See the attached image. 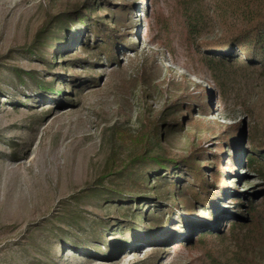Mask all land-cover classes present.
<instances>
[{
    "label": "rangeland",
    "instance_id": "1",
    "mask_svg": "<svg viewBox=\"0 0 264 264\" xmlns=\"http://www.w3.org/2000/svg\"><path fill=\"white\" fill-rule=\"evenodd\" d=\"M226 1L0 0V264H264V66L223 48L239 27L214 10ZM217 51L231 65L213 76ZM146 153L180 164L172 190L125 178Z\"/></svg>",
    "mask_w": 264,
    "mask_h": 264
},
{
    "label": "trees",
    "instance_id": "2",
    "mask_svg": "<svg viewBox=\"0 0 264 264\" xmlns=\"http://www.w3.org/2000/svg\"><path fill=\"white\" fill-rule=\"evenodd\" d=\"M214 10L218 14L219 12H223V14L230 13L239 22L238 29L233 32V38L231 37V40L229 41V43L233 44V46L227 48L223 47L225 51H229L230 49H232L230 53H234V62L236 64L243 63L245 65L247 63L253 66H264V11L254 7L251 4V0H228L224 3L223 7L217 5ZM76 16L74 15V18H76ZM87 16V14H83V16H79V18ZM55 20H57V23H60V25L58 24L57 28H62V31H67L68 28H71V26L74 25V22L70 23V21H72L73 19H71V16H69L68 14L58 15L57 17H55ZM201 22H204V15L202 14V11L199 7L192 6L187 11H185V26L187 28L189 37H197L201 28ZM63 23L66 24L64 25ZM99 23L100 22L96 23L97 25L93 24L94 32L98 33H95V35L97 37H99L100 35L103 38H107V36L101 35ZM52 24L53 20L47 21L38 29L35 42L38 41L39 49L36 48V50H41L43 47L47 46V43L51 42L53 38H56L57 34L53 33L50 29ZM223 43L225 44V42ZM110 46V42L104 39L100 41L96 48L100 51L110 54V51H112V48H110ZM219 50H222V47H219ZM238 53H241L244 56L237 58L236 54ZM38 54L42 56L41 52H38ZM216 55L218 57L210 56L208 58H205L209 62V70L213 72V76H217L216 72L214 73V71L217 70H220L221 72H228V68H230L231 65L226 63V59L230 58L227 56L228 54H225L224 52L220 53V51H217ZM47 63L49 62L47 61ZM17 72V70H13L15 79L19 83L23 82L21 75ZM261 155L262 154H255L254 151H250L246 157V161L248 162L249 167H251L252 169L254 168L259 173H262V167L257 168L256 164L259 163L258 159ZM130 162L131 163L128 165L127 169H129L130 167L132 168L125 178L134 176V186H137V188H144L145 186H147L148 178H150L153 173L156 174L154 180H156V184L158 187L162 186V183L165 182V185L167 186L165 187L167 189L172 190L174 188L175 182L173 180L168 181L167 179L171 177L167 176L166 174H168L170 168L168 164H175L173 165V167L175 170H177L180 167V164H177L178 162L168 160L167 158H161V156H149L147 153L145 155H142L141 157L139 156V158H136V160L132 158ZM134 166H137L136 169L134 168ZM183 166L185 167L184 172H187L188 175L190 174V177H192L195 182H199L201 180L202 182L205 181V176L203 175V173H201V169H199L196 165L189 164L187 160L183 164ZM161 171H165L163 177L160 176ZM128 179L125 180L127 181ZM205 184L208 183L205 181ZM200 186L202 187V184H200ZM193 190L194 189L191 188L190 192H193ZM109 192L110 193L108 194V196L114 195L115 193L111 190H109ZM196 193L197 192H195L194 195H196ZM123 199L124 198L121 196L113 198L114 202H118L119 200ZM246 209L248 211L254 212L252 211L251 205ZM140 219L143 218L140 216ZM232 225H234V223ZM236 226L240 227L245 225L236 224ZM203 235V233H198L197 236L199 240L203 239Z\"/></svg>",
    "mask_w": 264,
    "mask_h": 264
}]
</instances>
